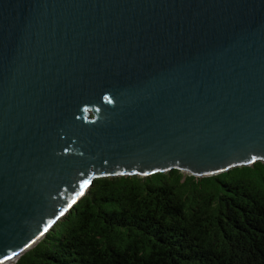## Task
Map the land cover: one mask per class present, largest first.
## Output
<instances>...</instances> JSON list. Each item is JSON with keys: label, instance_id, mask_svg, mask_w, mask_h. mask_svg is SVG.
<instances>
[{"label": "water", "instance_id": "1", "mask_svg": "<svg viewBox=\"0 0 264 264\" xmlns=\"http://www.w3.org/2000/svg\"><path fill=\"white\" fill-rule=\"evenodd\" d=\"M257 162L264 0H0V264L96 179Z\"/></svg>", "mask_w": 264, "mask_h": 264}, {"label": "trees", "instance_id": "2", "mask_svg": "<svg viewBox=\"0 0 264 264\" xmlns=\"http://www.w3.org/2000/svg\"><path fill=\"white\" fill-rule=\"evenodd\" d=\"M16 264H264V163L96 179Z\"/></svg>", "mask_w": 264, "mask_h": 264}, {"label": "bare ground", "instance_id": "3", "mask_svg": "<svg viewBox=\"0 0 264 264\" xmlns=\"http://www.w3.org/2000/svg\"><path fill=\"white\" fill-rule=\"evenodd\" d=\"M4 264H14V260H9V261L5 262Z\"/></svg>", "mask_w": 264, "mask_h": 264}, {"label": "snow or ice", "instance_id": "4", "mask_svg": "<svg viewBox=\"0 0 264 264\" xmlns=\"http://www.w3.org/2000/svg\"><path fill=\"white\" fill-rule=\"evenodd\" d=\"M86 186H87V183H85L84 187H86Z\"/></svg>", "mask_w": 264, "mask_h": 264}]
</instances>
